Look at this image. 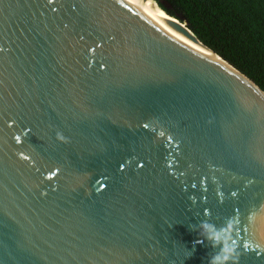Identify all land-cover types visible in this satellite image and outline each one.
<instances>
[{"label":"water","instance_id":"95a60500","mask_svg":"<svg viewBox=\"0 0 264 264\" xmlns=\"http://www.w3.org/2000/svg\"><path fill=\"white\" fill-rule=\"evenodd\" d=\"M225 245L264 264V91L154 0H0V264Z\"/></svg>","mask_w":264,"mask_h":264},{"label":"trees","instance_id":"16d2710c","mask_svg":"<svg viewBox=\"0 0 264 264\" xmlns=\"http://www.w3.org/2000/svg\"><path fill=\"white\" fill-rule=\"evenodd\" d=\"M264 91V0H154Z\"/></svg>","mask_w":264,"mask_h":264},{"label":"clouds","instance_id":"9594fccd","mask_svg":"<svg viewBox=\"0 0 264 264\" xmlns=\"http://www.w3.org/2000/svg\"><path fill=\"white\" fill-rule=\"evenodd\" d=\"M202 228L204 230V235L208 240L213 242L215 247L217 244H221L220 232L222 230H217L214 225L208 223H202ZM204 241L198 239L196 243H203ZM232 250L230 246L225 245L221 248L220 252L211 257L210 264H226V262L231 258Z\"/></svg>","mask_w":264,"mask_h":264},{"label":"bare ground","instance_id":"6f19581e","mask_svg":"<svg viewBox=\"0 0 264 264\" xmlns=\"http://www.w3.org/2000/svg\"><path fill=\"white\" fill-rule=\"evenodd\" d=\"M155 4V3H154ZM156 8L159 9L166 17L170 18L163 10H161L156 4H155ZM200 45V44H199ZM201 46V45H200ZM202 47V46H201ZM202 49L209 55L211 56L214 60L219 61L218 58H216L209 50H207L206 48L202 47Z\"/></svg>","mask_w":264,"mask_h":264}]
</instances>
